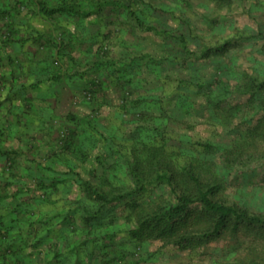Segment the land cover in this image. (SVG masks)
I'll use <instances>...</instances> for the list:
<instances>
[{
    "label": "rangeland",
    "instance_id": "374dc122",
    "mask_svg": "<svg viewBox=\"0 0 264 264\" xmlns=\"http://www.w3.org/2000/svg\"><path fill=\"white\" fill-rule=\"evenodd\" d=\"M116 1L119 2L117 8L106 7L101 15L91 16L83 24L63 17L55 21L40 17L31 19L34 28L42 34L53 33L54 38H57L53 31L56 26L68 29L73 35L74 48L70 50V56L65 58L55 55L53 49L38 51L34 45L32 51L30 50L37 53L35 60L41 62L45 57L48 58L47 64L51 65L48 72H41V76L56 77L58 80L54 81L60 83V96L56 103L53 107L51 105V108L50 105L46 107L48 113L52 109L50 121L44 125H41V121H33L43 117L48 119L49 114L45 116L44 107L39 111L35 108L43 96L40 99L34 95L28 97L31 107L34 108H31L26 118V115H23L22 120L27 121L22 123L23 128L18 127L14 132L10 130L15 129L16 124L13 122L17 120L13 119L17 118L16 112L19 108L14 107L10 116L13 122L9 118L10 126L5 122L0 109V132H8L10 137L7 138V145L23 151V155L17 159V172L14 171L15 175H19L17 179L10 178L8 173L1 177L6 182L12 181L7 190L10 194L16 193V197L4 202L0 207V214L7 215L6 222L9 223L12 216L10 213L17 208L16 212L19 214L13 215L18 219L22 220V213L25 212L29 221L38 223L33 224V227L22 221L14 225L8 239L15 244L16 255L6 251V259H2L1 254L4 253L5 247L3 243L0 246V264H233L234 258L244 257L248 253L244 246L246 241L243 239L224 236L220 241L187 250L156 241L134 243L126 233L132 224L126 221L128 211L124 208V203L104 213L100 221L102 228L95 231L99 235L98 240L85 236L82 229L86 226H82V212L77 208L80 202H90L84 198L76 181L77 176L72 172L66 176L64 174L73 168L83 178H89L88 172L98 167L95 158L110 153L115 157L113 161L116 164L115 174L118 181H125L122 156L128 155L132 143L143 137L142 131L138 132L136 129L133 116L121 109L126 97L129 104L138 98L147 99L148 102L144 106L153 101L151 104L155 105L149 113L158 117L155 121L162 120L160 122L165 124L166 137L171 139L170 150H174L173 147L178 144L176 140L179 139L190 140L194 144L199 141L218 144L235 138L237 126H240L239 130L245 129V126L239 123L240 116L239 119H233L231 126H226L227 121H216L208 112H199L197 105H192L193 108L187 111L184 106H178V93L190 97V103L204 102L203 93L206 88H198L192 83L196 80H205L206 85L213 82L217 61L227 65L229 73L224 77L228 79H236L245 70L254 68L264 72V53L260 51L264 44L263 38L260 37V33L264 32V0H230V6L225 5L220 9L215 7L212 0ZM120 4L131 6V10L145 20L146 25L153 26L164 34L136 27L135 17L128 16ZM235 28L245 31L250 38L233 46L223 56L217 57L215 63L195 60L183 54L182 56L179 49L167 48L164 44L166 39L170 42L167 35L183 34L190 48L198 51L202 41L210 42L215 37L228 36ZM9 50L11 49L5 48L3 51L6 53ZM169 53H172V57L183 60L171 63ZM141 55L145 56V59L137 60L140 62L137 67L130 69L126 77L130 80L128 83L123 80L121 82L118 74L111 75L106 63L98 65L107 59L127 62L138 59ZM18 56H21V53L9 57L13 59L9 62L12 67L17 66ZM155 61L161 62L159 67L153 65ZM36 66L35 69H41V66ZM0 69V73H5L4 66ZM194 69H199L197 77L192 75ZM93 82L97 85L101 82L100 87ZM215 86L210 88L218 92L221 87L218 84ZM48 89L44 96L51 98L52 88ZM92 89L98 91L94 100L91 99ZM37 91L34 88L32 93L36 94ZM45 97L41 105H46L47 101L52 102ZM241 100L237 95L229 98L233 104ZM155 102L159 104L156 105ZM14 103L21 104L16 100ZM246 111L247 118L253 116L251 110ZM68 114L86 121L80 127L81 136H85V139L82 137L84 148L89 156L85 163L77 161L73 156L67 157V161L63 158L55 159L50 151L52 139L63 132L65 127L71 126V123L68 124L65 120ZM49 125L54 126L52 138L47 135L50 131ZM4 128L10 129L6 131ZM20 134H23L24 138ZM25 135L31 140L26 142ZM183 146L187 150L181 151L176 158L180 163H185L191 154H198V151H192L193 146ZM108 161L113 162L112 159ZM1 165L3 166V163ZM247 168L242 171L236 168L231 173L223 167L220 168L227 186L225 197L229 201L264 212V161H258ZM43 174L50 178L45 179ZM38 178L46 180L45 188L38 186ZM53 178H66V181L52 186ZM148 193L141 195L140 199H152L156 195L168 197V192L162 187L157 188L150 196ZM93 224L96 225V222ZM103 229L115 233L113 239L103 236L101 239ZM29 230L32 231L30 234ZM35 238L42 239L35 241ZM262 248L264 251V247L259 246L258 249ZM55 253L61 256L57 258Z\"/></svg>",
    "mask_w": 264,
    "mask_h": 264
},
{
    "label": "trees",
    "instance_id": "16d2710c",
    "mask_svg": "<svg viewBox=\"0 0 264 264\" xmlns=\"http://www.w3.org/2000/svg\"><path fill=\"white\" fill-rule=\"evenodd\" d=\"M212 2L218 9L231 4L230 0H212ZM118 4L119 2L116 0H0V67L4 66L3 62L6 58L3 55V50L10 48L13 49L12 55H19L26 41H32L38 51L39 49L48 51L53 49L55 55L63 58L70 56V50L74 48L72 33L62 26H56L53 31L57 38H54L53 33L42 34L30 23L34 17L53 21L63 17L66 20H76L77 23L83 24L91 16L101 15L106 7L117 8ZM121 6L127 11L128 16L135 17L136 27L145 28L147 31L152 30L158 34L163 33L153 26L146 25L145 20L131 10V6L124 4ZM21 25L26 26V34L28 32L29 38L21 37ZM260 37L264 40V32L260 33ZM167 38H170V42L166 39L165 46L179 49L180 55L215 63L217 57L223 56L233 46L249 39L250 35L235 28L228 36L215 37L210 42L202 41L198 51L190 48L183 34L167 35ZM260 51L264 53V44ZM36 54L31 52L32 56H37ZM171 54L169 53L171 63H175L179 59L183 60L172 57ZM143 59L145 56L142 55L138 59L127 62L107 59L106 62H99L98 65L106 63L111 70V75L118 74L121 82L122 80L129 82L130 80L126 77L129 75L130 69L137 67L140 63L137 60L142 61ZM47 60L48 58L44 57L37 64L39 68L41 66L39 72L46 73L50 70L51 65L47 64ZM160 64L161 62L155 61L153 65L159 67ZM31 67L34 76L38 70L34 66ZM10 68L13 73L12 82L5 78L4 73H0V93L3 94H0V109L5 122L10 126L9 117L13 114L14 107L19 108V113L16 112L17 121L13 122L16 124L14 125L15 129L10 130L14 132L22 125L23 115H26L25 118L27 117V113L31 110V104L30 98L27 97V89L21 85L14 86L17 85V81L14 79L15 72L17 68L21 69L20 66L13 65L12 67L10 65ZM198 70L194 69V73L192 72L194 77L199 74ZM214 73L215 80L209 85H206L205 80L188 82L198 88L204 90L206 88L203 93L204 102L190 103V97L178 93V106H184L187 111L193 108L192 105L194 107L197 105L199 112H208L210 117L216 121H227L226 126H231L233 119H239L240 116L239 123L245 126V129L239 130L240 126H237L238 132L235 138L218 144L207 141H199L194 144L190 140L179 139L176 140L178 144L173 147L174 150H170L171 139L166 137L165 124L160 122L162 120L155 121L158 117L149 113L152 106L155 105L151 104L153 101L144 106L148 102L147 99L138 98L129 104L126 97L121 109L133 116V120L136 121V129L138 132L142 131L143 137L132 143L128 155L122 156L125 181H118L115 174L116 164L113 161L115 157L110 153H104L95 158L94 161L100 170L98 167L92 168L88 172L89 178H83L73 168L64 174L66 176L72 172L77 176L76 181L82 189L83 196L90 202V204L80 202L77 208L82 212V226L88 227L82 229L85 236L98 240L99 235L95 231L102 228L100 221L104 213L116 205L124 203V208L128 211L126 221L132 224L126 233L136 244L156 241L187 250L220 241L224 236H230L246 241L244 246L248 252L244 257L234 258L233 264H264L263 248L258 249L259 246L264 247V212L229 201L224 194L227 188L225 178L220 173L222 167L231 173L236 168L242 171L258 161H264V72L254 68L250 71L245 70L236 79H228L225 78V75L229 73L227 65L217 61ZM39 83L40 80L34 84L36 89ZM6 84L11 85L9 90L11 93L5 96L3 91L5 88L7 89ZM93 84L100 87L101 82L98 85L96 82ZM212 84H218L221 89L217 92L210 88L215 86ZM22 91L23 94L20 93ZM97 92L94 89L91 90V99L94 100ZM236 95L242 100L233 104L229 98ZM15 100L20 101L21 105H16ZM155 103L159 104V102ZM244 108L251 110L253 116L247 118V111ZM65 120L68 124L70 122L71 126L65 127L63 132L61 131L52 139L50 151L55 159L63 158L64 161H67V157L73 156L77 161L85 163L89 156L84 148L82 137L85 139V136H81L80 127L86 121L72 114L66 115ZM4 129L7 131L10 128ZM53 129V125L48 126L50 131L47 135L50 138L53 136ZM0 137V163H3V166L0 164V207H2L7 199L16 197V193L13 195L7 190L12 185V181L6 182L1 177L3 178L4 174L8 173L10 178L17 179L19 175H15L14 171L17 172V159L23 155V151L20 148L7 145V138H10L8 132H0ZM22 137L24 138L23 135ZM25 140L28 142L31 139L25 135ZM184 144L193 146L194 148L191 147L192 151L196 153L198 151L200 155L191 154L185 163L176 161L181 151L187 150L183 146ZM195 147H198L197 150ZM110 149L112 150V147ZM109 159H112L113 162L108 163ZM44 178H50V176L45 174ZM38 179V186L45 188L46 180ZM262 180L264 182V177ZM52 181V186H55L58 182L66 181V178H55ZM161 187L168 192L167 198L164 195H156L152 199H140L141 195L149 192L150 196L153 191ZM16 210L17 208L10 213L12 216L9 223L6 222L7 215L0 214V246L3 243L5 245L4 253L1 254L2 259H6L8 255L6 251L16 255L15 244L9 242L8 239L10 230L15 227V224L20 221L28 222L30 227H33V224H38L37 221H29L25 212H21L22 220L18 219L16 215H13L18 213ZM93 222H96V225ZM32 231L35 230L32 229ZM32 231L29 230L28 233L30 234ZM102 231L104 234L100 237L113 239L115 233H111L108 229ZM41 239L35 238V241H41ZM54 256L58 258L61 254L59 256L58 253H55Z\"/></svg>",
    "mask_w": 264,
    "mask_h": 264
},
{
    "label": "crops",
    "instance_id": "0c3cea01",
    "mask_svg": "<svg viewBox=\"0 0 264 264\" xmlns=\"http://www.w3.org/2000/svg\"><path fill=\"white\" fill-rule=\"evenodd\" d=\"M30 23H31L32 27H34V25L32 24L31 20H30ZM20 29H21V37L22 38H26V39L29 38L28 32L26 34V29H27L26 26L23 25ZM32 48H34L33 42L32 41H26L24 43V45L22 46L20 52H19V53H21V56H18V58H16L17 59L16 65L20 66L21 69H18L19 68L18 67L17 68V70H18L17 73L15 72L16 74H15L14 79L17 81V85H14V86L15 87L16 86L19 87L21 85L24 89H29L27 97H33V95H34L37 99L42 98V96L44 98L45 97L44 95H45L46 91H49L48 88L51 87L52 88L51 89L52 92H50V95L53 94L52 95L53 97H51V98H46L45 97V98L48 99L49 101H52V102L50 103V102L47 101L46 105L45 104L41 105V101L43 99L42 98L41 101H40V104L35 106L37 111H39V109L41 107H44L45 116H47L46 114L48 113V111H46L47 110L46 107H49V105H50V108H51V105H52V107L54 106V104L56 103V99L60 96L59 91L61 90V87L58 86L60 84L59 82L58 83L55 82V81L58 80L56 77L50 76V77L44 78L43 75L41 76V72H39V69H38V71H36L37 72L36 75H34V76L32 75V67L31 66H36L37 64L40 63V60L39 61L35 60L34 56L31 55L30 50L32 51ZM12 54H13V49L9 50V52H6V53L4 52L3 53V55L6 56V58H5L4 62H3L4 63V68H5L4 76H5V78L7 80H10L11 82L13 80V78H12L13 77V75H12L13 73L11 71L12 69L10 67H8L10 64H9V61L7 60V58H8L9 55H12ZM39 80H40V83H39V85H37V87H38L37 90L38 91H37L36 94H33L32 92L34 91V88L36 87L34 84H36ZM52 83H54V84H52ZM5 86L8 89L7 90L5 88V90L3 91L4 95L6 96L8 93L9 94L11 93V92H9V90L11 88V85L10 84H6ZM43 103H44V101H43ZM31 108H34V106L31 107ZM51 112H52V109L48 113L49 114L48 119H44V117H43V118H40V119H35V120L32 119V120L35 121L36 123H38V121H41V125L42 124L44 125L46 122L50 121V119H51L50 118V114H52ZM9 118H10V120L12 119V117H9ZM13 121H16V119L15 120L13 119ZM13 121L11 120V122H13ZM22 121H24V119ZM25 122H27V121H24L22 123H25ZM20 128L22 129L23 126L20 125ZM22 135L20 134V136H22Z\"/></svg>",
    "mask_w": 264,
    "mask_h": 264
}]
</instances>
